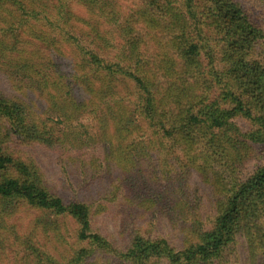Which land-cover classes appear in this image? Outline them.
I'll return each mask as SVG.
<instances>
[{
  "label": "trees",
  "instance_id": "trees-1",
  "mask_svg": "<svg viewBox=\"0 0 264 264\" xmlns=\"http://www.w3.org/2000/svg\"><path fill=\"white\" fill-rule=\"evenodd\" d=\"M115 1L129 4L128 17L120 26L119 47L109 45L110 32L101 29L98 17L112 16L104 10L105 3L22 0L21 7L31 13L49 5L51 9L38 12V26L29 22L30 17L26 19L22 35L33 38L49 54L63 50L69 54L70 81L55 67V79L44 80L45 89L54 84L53 94L61 97L57 79L62 77L66 84L62 90L72 83L69 90L76 89L88 97L90 106L95 99V104L101 102L104 108H109L104 100L122 91H134L137 118L144 125L141 130L150 129L149 134L168 143V153H181L189 167L202 174V181L212 185L216 212L211 230L199 232L195 245L179 250L165 239L136 236L120 257L130 264H222L240 244L247 257L245 264H264V166L244 179L236 177L233 166L248 145L264 144V0H253L248 6L238 0H182V8L172 6V0ZM76 9L86 15L79 17ZM2 16L0 32L4 40L15 32L8 18ZM3 40L1 37L0 43ZM13 41H17V35ZM110 48L114 55L108 60ZM201 57L217 88L213 99L207 97L209 89L195 94ZM126 63L133 64L134 69ZM124 101L112 100L111 105L119 111ZM64 103L56 108L65 119L72 118L73 110L86 109L73 97ZM236 118L246 121L249 130L242 133L232 123ZM113 120L104 122L116 125ZM3 121L7 125H1ZM1 127L0 207L11 210L23 204L40 214L36 223L46 224L50 216L72 219L77 226L75 242L79 249L73 251L67 264H83L94 255L92 250L108 248L106 239L92 230L88 207L84 203L65 204L50 194L38 173L18 157L10 144L12 138L18 145L33 146L45 142L44 137L38 138L36 125H32L23 104L2 95ZM12 241L15 243V237ZM16 242L21 250L14 247V251L28 252L35 264H53L49 253L37 242Z\"/></svg>",
  "mask_w": 264,
  "mask_h": 264
},
{
  "label": "rangeland",
  "instance_id": "rangeland-1",
  "mask_svg": "<svg viewBox=\"0 0 264 264\" xmlns=\"http://www.w3.org/2000/svg\"><path fill=\"white\" fill-rule=\"evenodd\" d=\"M98 1L99 4L105 3V11L112 12L110 20L98 17L101 29L110 32L109 45L119 47L122 42L118 36L120 26L128 17L129 4L115 0ZM238 1L247 6L253 4V0ZM21 2L0 0V14L8 18L15 32L4 40L0 32V41L1 37L3 40L0 43V95L25 106L29 120L36 125L38 138L44 137L45 142H35L33 146L18 145L17 139L12 138L10 144L17 150L18 157L38 173L50 194L61 198L65 204L84 203L88 207L92 230L102 235L109 246L105 250H92L94 255L83 264H130L120 255L126 253L136 236L149 240L165 239L179 250L195 245L197 234L211 230L213 225L211 221L216 212H213L212 185L202 181V174L189 167L181 153H168L165 150L168 143L164 144L157 136L149 134L148 128L141 130L144 125L137 118L134 91H122L104 100L108 101L110 110L101 102L95 104V99L90 106L88 97L76 89L69 90L72 83L62 90L66 84L59 76L57 86L60 85L61 97L53 94L54 84L45 89L44 80L53 82L55 79L52 74L55 67H59L61 75L70 81L69 54L66 50L49 54L44 46L33 42V38L22 35L21 26L26 19L30 17L29 22L38 26V12H50L51 9L49 5L31 13L21 7ZM171 4L182 8V0H172ZM75 13L79 17L86 15L82 9H76ZM33 15L37 20L32 19ZM19 18L21 20L16 22L15 19ZM14 35H17V41H13ZM54 35L55 32L52 37ZM113 55L110 48L108 60ZM200 62L195 94L198 95L203 88L209 89L207 97L213 99L217 88L205 68L206 60L201 57ZM126 65L130 70L134 69L133 64ZM71 97L86 105V109L73 110L72 118L65 119L56 107H62ZM119 99L125 101L118 111L111 102ZM112 118L116 125H106L105 119ZM232 123L242 133L250 128L240 118ZM1 125H7V122L3 121ZM233 166L238 179H244L264 166V144L248 145ZM36 218H40V214L23 204L14 205L11 210L7 206L0 207V264L36 263L28 252L19 254L14 251V247L21 250L16 240L37 242L43 251L49 253L53 264H67L72 259L73 251L79 249L75 242V222L68 217L50 216L44 224L42 221L36 223ZM238 242L243 244L240 239ZM246 258L245 251L238 244L233 254L224 257L222 264L226 261L227 264H245Z\"/></svg>",
  "mask_w": 264,
  "mask_h": 264
}]
</instances>
